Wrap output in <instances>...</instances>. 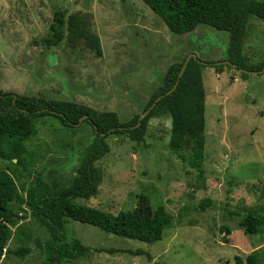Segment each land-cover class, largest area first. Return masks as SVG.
I'll list each match as a JSON object with an SVG mask.
<instances>
[{
  "label": "rangeland",
  "instance_id": "rangeland-1",
  "mask_svg": "<svg viewBox=\"0 0 264 264\" xmlns=\"http://www.w3.org/2000/svg\"><path fill=\"white\" fill-rule=\"evenodd\" d=\"M79 21V35L100 38L92 48L83 38L64 41L47 53L41 40L55 8ZM229 33L199 25L191 33H172L142 0H0V91L42 95L116 112L122 122L142 115L159 90L169 67L196 54L203 65L206 90V147L202 170L193 168L192 145L170 146L168 113L150 119L145 140L110 135V152L96 166L104 179L87 205L114 214L131 211L153 217L159 205L172 218L163 239L153 244L108 234L70 221L76 237L94 252L66 264H235L257 253L264 260V228L246 234L239 223L246 213L264 210V73L247 80L232 67L218 74L211 62L226 61ZM250 64L264 60V20L251 18L244 41ZM37 135L26 142L29 154L12 166L0 158V176L12 173L19 197L12 208L16 223L0 264H39L50 235L32 217L26 192L38 176L70 186L97 136L84 121L69 129L54 117L36 121ZM16 163V161H14ZM210 206L202 208L205 200ZM83 203L84 201H79ZM225 228L230 230L226 235ZM228 238V242L225 238ZM29 248L26 256L14 252ZM129 251H141L133 255Z\"/></svg>",
  "mask_w": 264,
  "mask_h": 264
},
{
  "label": "trees",
  "instance_id": "trees-1",
  "mask_svg": "<svg viewBox=\"0 0 264 264\" xmlns=\"http://www.w3.org/2000/svg\"><path fill=\"white\" fill-rule=\"evenodd\" d=\"M158 15L168 29L178 35L191 33L199 25H207L218 31L229 33V47L226 61L236 65L238 69L261 71L264 60L250 64L244 55V41L248 24L255 17L264 20V0H142ZM83 38H88L92 48L100 47V38L91 34L79 35V21L76 17L58 7L48 32L35 43L42 45L46 53L67 41L76 46ZM186 60V59H185ZM172 64L159 90L151 97L145 111L162 95L150 114L141 121L136 115L129 122H122L116 112H100L94 108L77 102L48 99L45 96L13 94L0 91V158L10 161L12 166L23 164L29 154L26 142L37 135V119L54 117L62 126L73 129L81 119L88 116L84 123L92 125L97 136L89 148L86 157L81 161L73 183L70 186L52 184L38 176L26 192V204L32 211V217L38 224L46 228L50 235L49 241L42 245L46 256L39 264H66L89 258L94 252L105 250L84 245L76 237L69 238L67 225L70 221L96 227L108 234L139 240L153 244L163 239L164 232L172 226V218L159 205L153 217L140 219L131 211H120L117 214L87 205L85 202L97 196L104 179L102 168L96 166L110 152L106 138L110 135L126 134L132 141L141 143L145 140L150 119L168 113L172 119L170 146L181 150L185 145H192L193 155L191 166L202 170L206 147V90L203 80L204 66L200 59H191L188 67L178 82L185 62ZM218 74L224 72L222 61L211 62ZM241 78L247 80L249 74L242 73ZM178 82L177 88L166 95ZM144 111V112H145ZM91 121V122H89ZM98 128L99 133L95 131ZM127 127L128 129H121ZM114 129L112 132L110 130ZM106 133L105 137H101ZM16 161V163L14 162ZM19 197L16 181L12 173L3 172L0 176V263L8 253L7 245L13 236L12 227L16 223V215L12 205ZM84 201L83 203L79 201ZM212 200H205L202 208L210 206ZM240 229L246 234H259L264 228L263 212L252 210L245 214L239 223ZM226 235L230 230L225 228ZM228 242V238H225ZM26 256L29 248L14 252ZM139 255L141 251H129ZM235 264H264L257 253H252L245 260L236 257Z\"/></svg>",
  "mask_w": 264,
  "mask_h": 264
},
{
  "label": "water",
  "instance_id": "water-1",
  "mask_svg": "<svg viewBox=\"0 0 264 264\" xmlns=\"http://www.w3.org/2000/svg\"><path fill=\"white\" fill-rule=\"evenodd\" d=\"M191 59H196V60H197L198 58H197L196 54H191L190 56H188V57L186 58V60H185V62H184V64H183V67H182V69H181V72H180V75H179V78H178V82H179V80L181 79V77L183 76V74L185 73V71H186V69H187V67H188V64H189V62H190ZM200 63H202L203 65H207V63H204V62H202V61H200ZM223 64H224V65H231V63H230L229 61H225V62H223ZM231 66H232L233 69L239 71L241 74H242V73H246V74H249V75H258V74H262V73H264V68H263V70H261V71H248V70H244V69H238V67H237L236 65H231ZM178 82L175 84V86H174L170 91H168V92L166 93V95H170V94H171V93L177 88V86H178ZM164 97H165V95H162V96H160L159 98H157L156 101L151 105V107H150L149 109H147V110H146V111L140 116L139 123H138L137 127L141 125V121H142L145 117H147V116L150 114V112L155 108V106L157 105V103H158L161 99H163ZM84 120H88V116L83 117V118L81 119L80 123L78 124V126H79ZM89 122H91V121H89ZM121 129H125V130H127L128 128H127V127H124V128H121ZM113 130H114V129L110 130L109 132H112ZM95 131H96L97 134L99 133L97 127H95ZM105 136H106V133H102V134H101V137H105Z\"/></svg>",
  "mask_w": 264,
  "mask_h": 264
}]
</instances>
